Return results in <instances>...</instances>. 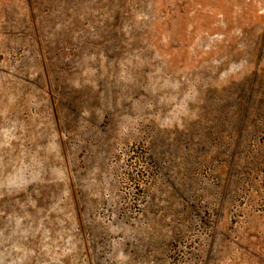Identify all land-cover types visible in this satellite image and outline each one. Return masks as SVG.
<instances>
[{
  "label": "rangeland",
  "instance_id": "rangeland-1",
  "mask_svg": "<svg viewBox=\"0 0 264 264\" xmlns=\"http://www.w3.org/2000/svg\"><path fill=\"white\" fill-rule=\"evenodd\" d=\"M0 264H264V0H0Z\"/></svg>",
  "mask_w": 264,
  "mask_h": 264
}]
</instances>
